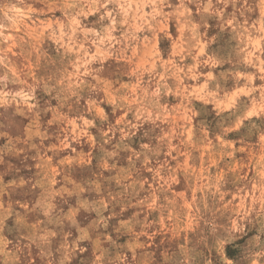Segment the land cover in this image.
Returning <instances> with one entry per match:
<instances>
[{
	"label": "rangeland",
	"instance_id": "obj_1",
	"mask_svg": "<svg viewBox=\"0 0 264 264\" xmlns=\"http://www.w3.org/2000/svg\"><path fill=\"white\" fill-rule=\"evenodd\" d=\"M0 264H264V0H0Z\"/></svg>",
	"mask_w": 264,
	"mask_h": 264
}]
</instances>
